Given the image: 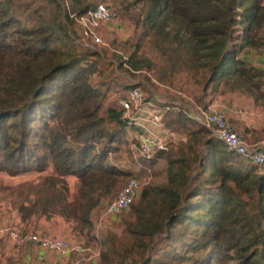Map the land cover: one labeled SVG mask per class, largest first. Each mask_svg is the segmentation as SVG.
Returning <instances> with one entry per match:
<instances>
[{
  "label": "trees",
  "instance_id": "obj_1",
  "mask_svg": "<svg viewBox=\"0 0 264 264\" xmlns=\"http://www.w3.org/2000/svg\"><path fill=\"white\" fill-rule=\"evenodd\" d=\"M39 1L0 0V172L40 173L15 205L20 221L58 215L79 226L89 247L91 214L138 178L135 162L110 159L129 142L119 101L141 85L116 81L115 69L146 68L162 82L184 67L196 75L198 104L241 94L264 108V70L249 58L264 53V0H111L136 37L122 40L133 50L126 59L114 55L116 68L78 42L80 27L61 0ZM96 1L68 3L81 16L106 0ZM150 38L160 69L140 53ZM158 105L168 107L165 127L184 129L186 140L141 160L152 168L162 159L165 178L152 172L122 233L102 237L97 264H264V164L227 149L185 108ZM240 135L261 140L264 127Z\"/></svg>",
  "mask_w": 264,
  "mask_h": 264
},
{
  "label": "rangeland",
  "instance_id": "obj_2",
  "mask_svg": "<svg viewBox=\"0 0 264 264\" xmlns=\"http://www.w3.org/2000/svg\"><path fill=\"white\" fill-rule=\"evenodd\" d=\"M99 1V0H98ZM96 1V2H98ZM111 0L99 1L101 3L114 5L110 2ZM39 0H35L34 6L39 4ZM115 8V7H114ZM116 9V8H115ZM118 14V18L110 22V24L104 25L99 29L102 43L100 44H92L90 46L91 49L97 51L103 58V62H113V67H117V60L115 59V54L123 57H128V55L132 52L133 47L130 43L124 44V39L128 38L130 42L135 41V28L133 23L126 17ZM154 38L147 39L140 51L142 55L151 60L156 64V69H160L161 67V55L158 49V45L155 42ZM262 57H264V53H258L256 51H252L249 55L251 61L260 66L259 62ZM125 67V66H124ZM165 68V67H164ZM184 68V67H183ZM180 67H175V72L173 75H170L168 79L160 82L157 80L154 71H148L144 68L141 71L134 72L129 69L126 71L125 69L118 70L116 68V77L115 80L118 82H125L128 84H136L141 83L140 88L144 95L151 99L154 103L165 104L170 108L172 106L177 108H184L188 111L194 110L195 106H204L208 103V99H205L202 104H198L197 97L201 95V90L196 83L194 74V70L187 71ZM104 71H110V68L106 69L103 67ZM96 83H99V78L95 79ZM107 96V95H106ZM118 94L116 91L109 92L107 102H111L113 99L117 98ZM224 97H227L224 102L222 101L223 96L215 97L216 103H218L219 108H223L226 111L227 118L229 123L234 127L235 131L240 134L239 129L234 126V124H242L244 122H249L250 119L255 120L256 122L262 124L264 127V108H255L254 106H250L251 103L246 99L245 96L241 94H227ZM209 98V97H208ZM106 102V104H107ZM248 103L250 105H248ZM222 105V107H220ZM162 111V115H164V109L160 108ZM239 109H242L244 114L237 113ZM188 117H190L188 115ZM191 118V117H190ZM248 120V121H247ZM196 122V121H195ZM197 123V122H196ZM234 123V124H233ZM199 124V123H198ZM173 133V132H171ZM134 135L129 134V142L128 145L133 140ZM186 140L184 136V129L180 128L178 131L174 132L171 135V139L169 141L168 147L178 145L183 143ZM128 145H123L122 150L118 155H113L110 159L114 162H119L121 165L130 166L132 162H135L137 167L135 168L136 176L145 183V181H149L152 178V172H159V179L163 180L165 178V162L162 159L156 161V163L151 168L149 164H141V158L133 156L129 150ZM41 174L38 172H29L26 174H20L16 176H10L4 172H0V202L4 200H9L11 204L17 203L18 200L24 198L26 192H30V184L33 183L37 178H40ZM70 178L68 180L69 188L72 190V193L75 192V181L73 176H68ZM123 187V186H122ZM71 192V191H70ZM119 192V191H118ZM117 192V193H118ZM117 193L113 196L115 197ZM105 207V206H104ZM100 208L94 211L91 214V220L93 222L96 220L97 213L103 210ZM130 209L122 212L119 216H117L108 227H105L103 231L99 234V239L93 237L89 245L97 246L101 252L102 249V237H104L107 233L113 232L116 235H120L123 230L124 224H121V221L124 218H129ZM1 215V214H0ZM11 227H17L15 224H11ZM70 234L73 235H82L79 232V226L77 224L71 225L69 229ZM93 232V228H91ZM86 240L87 237L84 236ZM85 241V240H84ZM87 243V242H86ZM85 243V244H86ZM16 250H9L10 253L15 254ZM1 252V246H0Z\"/></svg>",
  "mask_w": 264,
  "mask_h": 264
},
{
  "label": "built area",
  "instance_id": "obj_3",
  "mask_svg": "<svg viewBox=\"0 0 264 264\" xmlns=\"http://www.w3.org/2000/svg\"><path fill=\"white\" fill-rule=\"evenodd\" d=\"M68 15L79 25L78 42L82 46L102 43L99 29L104 24L118 18L116 10L110 5L98 3L86 14L77 16L71 13L68 0H61ZM126 59V57H123ZM264 70V57L259 62ZM123 109V118L129 134H133V140L128 145L129 152L141 159H150L157 151H166L171 133L162 120V111L168 107H159L151 99H148L138 87L129 89L127 97L119 101ZM237 113L244 114L242 109ZM188 115L197 123L208 129L217 139L222 141L227 149L249 159L256 164H264V140L249 144L235 131L229 123L227 114L222 109L214 107L195 106L194 110L188 111ZM148 181L142 182L137 177L130 178L117 193L110 199L102 211L97 213L93 222V236L99 239V234L117 216L124 212L138 197L141 189ZM0 233H6L17 246L33 244L40 249L54 252L65 256L80 247L74 246L71 240L58 235H49L37 228L33 232L21 233L13 227L0 228ZM101 237V236H100ZM87 250L92 256L98 258L100 250L96 246H89ZM71 264H77L72 262Z\"/></svg>",
  "mask_w": 264,
  "mask_h": 264
},
{
  "label": "crops",
  "instance_id": "obj_4",
  "mask_svg": "<svg viewBox=\"0 0 264 264\" xmlns=\"http://www.w3.org/2000/svg\"><path fill=\"white\" fill-rule=\"evenodd\" d=\"M226 98L227 97L223 96L222 101L224 102ZM248 101L251 103V105L249 103L248 105L254 106L252 101ZM218 103L219 102L216 103L215 99L214 101L209 102V105L207 107H214L216 109L223 110L224 107H222L221 105L220 107L222 108H219ZM254 107L259 108L256 106ZM226 114L228 113L226 112ZM234 126L237 128V130L239 129L241 133L246 129L258 130L259 128L263 127L262 124L258 123V121L256 122L252 119H250L249 122H244L242 124H234ZM261 140H246V142L249 144H253ZM69 179L70 178L67 177V181ZM74 181L76 187L75 178ZM70 191L72 193V190ZM20 202L21 200H18V202L14 203L13 205L9 200H4L3 202H0V228L11 227V224H15L17 226L15 228L18 229L21 233L33 232L35 229L39 228L48 233L49 235H58L71 240L72 244L74 246L80 247V249L74 250L65 256H60L54 252L40 249L38 246L29 243L23 246H17L15 242L11 238H9L6 233H0V259H11L12 261H16L19 264H71L72 262H76L77 264H97L99 257L95 258V256H92L91 253L87 250L88 247L83 246V244H85L86 242V240L84 241V237L82 235L75 236L73 234H70L69 229L71 228V225L73 226V223L64 220L58 215H54L50 218H46L45 216L36 217L33 218L30 223L25 224L20 221L17 209L15 207V205H18V203ZM95 247L96 246H93V248ZM11 249L16 250L14 252L15 254L9 252V250Z\"/></svg>",
  "mask_w": 264,
  "mask_h": 264
}]
</instances>
